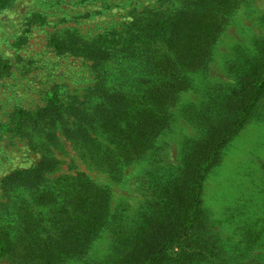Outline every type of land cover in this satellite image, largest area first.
I'll return each instance as SVG.
<instances>
[{
  "label": "rangeland",
  "instance_id": "1",
  "mask_svg": "<svg viewBox=\"0 0 264 264\" xmlns=\"http://www.w3.org/2000/svg\"><path fill=\"white\" fill-rule=\"evenodd\" d=\"M188 1L11 0L1 8L0 181L34 167L43 157L35 145L45 140L36 137L33 145L28 141L24 131L33 129L34 120L24 122L21 112L32 114L47 107L59 111L72 97L87 100L88 110L94 111L105 97L104 88L143 87L140 81L146 72L132 58L140 52L121 50L112 55L106 51L95 60L73 54L75 46L92 45L107 33L125 35L134 20L175 13ZM223 1L214 12L219 24L209 43L210 56L197 69L181 68L187 84L167 107L168 122L156 137L154 149L115 170L104 164L101 150L87 154L78 136L58 132L60 142L50 146L58 164L50 177L84 173L111 195L110 225L83 254H69L59 264H116L120 236L146 202L144 186L171 167L181 166L184 145L202 138L208 117L228 115L229 94L240 95L244 73L264 55V0ZM73 39L79 40L75 46H71ZM102 72L109 74L108 82L99 86ZM142 94L135 96L133 111L146 108ZM101 141L107 144L102 137ZM30 209L42 213V238L54 235L53 216L48 212L52 206L34 201ZM201 211L189 244L199 256L191 264H264V95L206 176ZM181 251L175 245L171 252ZM0 264L16 263L0 258Z\"/></svg>",
  "mask_w": 264,
  "mask_h": 264
},
{
  "label": "trees",
  "instance_id": "2",
  "mask_svg": "<svg viewBox=\"0 0 264 264\" xmlns=\"http://www.w3.org/2000/svg\"><path fill=\"white\" fill-rule=\"evenodd\" d=\"M10 1L0 0V9ZM220 1L189 0L175 13L138 18L125 35L107 33L89 46L76 47L79 40L71 41L73 54L95 60L106 51L112 55L121 50L140 52L132 58L146 72L140 81L144 85L132 91L104 88L105 97L94 111L88 110L87 100L72 97L59 111L47 107L37 113H20L21 119L26 116L24 122L34 120L33 129L24 131L28 141L33 145L42 136L45 143L35 145L43 154L40 162L0 181V258L16 264H59L69 254H83L110 225L108 188L84 173L52 179L58 162L50 146L60 142L58 132L68 137L74 134L83 141L87 154L101 150L104 164L115 170L154 149L156 137L168 122L167 107L187 84L181 68L197 69L210 56L209 43L219 24L214 12ZM101 74L99 86L108 82L109 74ZM142 92L146 108L133 111L135 98ZM229 95L228 115L208 117L202 138L184 145L181 166L171 167L144 186L146 202L127 233L120 236L121 255L116 264H191L199 256L189 244L202 219L204 180L264 95V55L244 73L240 95ZM34 201L52 206L48 212L55 233L48 239L42 238V213L30 209ZM175 245L182 247L180 253L171 252Z\"/></svg>",
  "mask_w": 264,
  "mask_h": 264
}]
</instances>
